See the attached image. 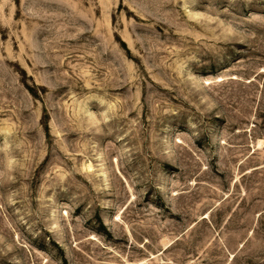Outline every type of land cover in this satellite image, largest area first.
Listing matches in <instances>:
<instances>
[{"label":"rangeland","instance_id":"rangeland-1","mask_svg":"<svg viewBox=\"0 0 264 264\" xmlns=\"http://www.w3.org/2000/svg\"><path fill=\"white\" fill-rule=\"evenodd\" d=\"M0 264H264V0H0Z\"/></svg>","mask_w":264,"mask_h":264}]
</instances>
